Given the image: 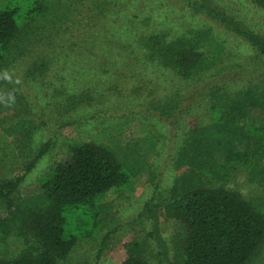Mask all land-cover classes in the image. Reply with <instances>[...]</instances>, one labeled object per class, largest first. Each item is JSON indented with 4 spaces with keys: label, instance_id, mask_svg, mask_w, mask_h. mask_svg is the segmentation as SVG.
I'll list each match as a JSON object with an SVG mask.
<instances>
[{
    "label": "trees",
    "instance_id": "1",
    "mask_svg": "<svg viewBox=\"0 0 264 264\" xmlns=\"http://www.w3.org/2000/svg\"><path fill=\"white\" fill-rule=\"evenodd\" d=\"M199 1L186 2V6L211 15L243 35L264 60V39L258 32L226 9H215L210 0ZM252 1L264 7V0ZM17 2L31 3L20 13ZM70 7L69 2L61 0H0V76L24 54L38 29L64 20ZM38 17L42 26L36 24ZM166 33L147 31L139 36V47L149 60L180 79L196 81L184 92L182 88L175 90L167 98L168 103L151 110L172 116L183 108L191 114L201 104L209 111L210 119L182 133L172 158L178 167L185 168L175 176L163 201L154 202V190L144 203L135 218L152 228L145 240L135 237L125 242V256L118 264H154L148 254L152 244H161L156 227L160 209L177 225L172 239L176 264H250L264 247V197L247 200L223 183L231 170L243 171L249 182L264 188V79L257 76L237 89L230 88L225 80L203 87L206 79L202 74L224 56L222 42L207 27L188 29L176 36ZM35 63L28 68L24 81L36 78L45 69L43 62ZM3 85L9 88L5 80ZM10 89L14 100L5 99L0 107V147L20 143L34 128L23 116L31 100L22 90ZM59 92L68 111L90 104V96L83 90ZM195 93L199 102L185 106ZM254 112L258 114L257 123L247 128L243 121ZM122 127L131 139L126 151L92 141L77 142L37 183L22 185L23 175L0 181V264H58L78 240L95 235L102 218L126 199L123 194L103 198L108 190L121 193L122 189H133L149 171L153 172L152 162L159 154L158 138L142 119L128 118ZM48 143L39 146L26 164L25 173L46 152ZM219 180L222 183L216 184ZM112 231L101 237L96 259ZM156 257L158 262L163 261L160 247Z\"/></svg>",
    "mask_w": 264,
    "mask_h": 264
},
{
    "label": "rangeland",
    "instance_id": "2",
    "mask_svg": "<svg viewBox=\"0 0 264 264\" xmlns=\"http://www.w3.org/2000/svg\"><path fill=\"white\" fill-rule=\"evenodd\" d=\"M61 1L71 5L70 12L64 17L66 22L64 19L54 25L44 24V28L35 32L37 34L27 44L24 54L1 71L0 107L5 104L3 100H14L10 86L12 91L22 90L32 102L23 116L33 123L34 128L21 138L20 143L15 141L0 147V181L23 175L22 185L37 183L55 163L67 156L69 146L77 142L92 141L126 151L131 139L123 130V123L128 118L144 120L158 138L159 154L152 162L153 174L149 171L133 189L125 188L121 193L108 190L103 198L123 194L126 199L112 214L102 218L95 235L78 240L65 259L58 263L92 264L96 261L95 264H118L125 256V242L135 237L145 240L152 228L148 222L135 218L144 203L152 197L154 190V202L163 201L175 176L185 168L183 165L178 167L172 158L182 133L210 119L209 111L201 104L191 114L185 113L183 108L172 116L162 115L161 110H151L166 104L175 90L182 88L184 92L196 80L180 79L174 72L149 60L145 50L139 47V36L152 29L176 36L188 29L209 28L222 42L225 53L220 62L202 74L206 79L203 87L215 80H225L226 85L237 89L257 76L264 79V60L257 56L243 35L222 25L211 15L194 12L186 6V2L199 0ZM210 1L215 9H226L229 14L242 19L245 26L264 39L263 6L252 0ZM17 3L22 13L31 2ZM36 24L42 26V19L38 17ZM39 62L45 65L42 73L24 81L28 78L25 76L28 68ZM218 70L222 74L214 73ZM34 72L36 74L38 69ZM3 80L7 81L9 88L3 85ZM17 82L21 83L19 87ZM5 89L7 93H2ZM62 89L69 92L83 90L90 96V104L68 111L62 103L63 94L59 92ZM190 97L185 106L195 100L199 102L196 93ZM253 114L243 121L247 128L257 123L255 117L258 114ZM47 141L46 152L25 173L26 164ZM261 161L264 162V158ZM229 174L224 187L240 193L247 200L264 197V188L249 182L243 171L231 170ZM221 183L220 180L216 182ZM156 185H159L157 189ZM156 220L161 244L158 247L151 245L150 261L176 264L172 239L177 225L165 217L161 209ZM109 230L113 231L96 259L101 237ZM159 247L162 262L156 260ZM18 251L16 248V253ZM250 264H264V247Z\"/></svg>",
    "mask_w": 264,
    "mask_h": 264
}]
</instances>
